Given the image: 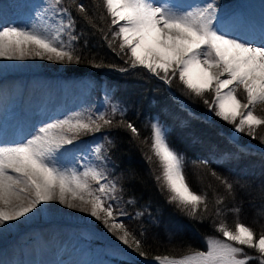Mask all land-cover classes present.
<instances>
[{"label": "snow or ice", "instance_id": "6c2138e0", "mask_svg": "<svg viewBox=\"0 0 264 264\" xmlns=\"http://www.w3.org/2000/svg\"><path fill=\"white\" fill-rule=\"evenodd\" d=\"M103 4L111 24L118 25L113 39H120L121 52L127 49L125 54L129 56L131 68L147 69L166 83H171V77L178 73L180 82L196 96L214 91L215 115L234 124L236 132H245L247 126V134L256 138L255 130L264 125V118L254 114L257 105H264V46H253L220 31L214 24L215 5L211 2L188 9L157 4L155 0H103ZM78 10L85 11L82 5H78ZM73 26L71 19L65 24L61 18L53 26L51 35L46 34L48 29L41 31L36 26L31 30L4 27L0 29V59L38 57L58 63H80L73 55L71 43L65 44L62 39L65 32L71 40L78 39L69 31ZM240 87L246 93L247 103L242 104L235 95ZM224 88L228 91L222 92ZM204 103L209 101L205 99ZM98 119L106 125L112 123L103 115ZM92 124L60 120L40 127L24 142L0 146V226L26 217L42 203L58 200L68 208H75L78 201L81 205H90V215L102 220L110 231L122 229L123 235L118 237L122 243L129 244L128 237L132 235L136 249L141 248V242L122 223L113 220L109 224L116 213L107 200L114 198L111 193L116 186L102 182L107 181L104 172L97 167L78 172L59 166L61 157L73 154L69 146L81 131L99 130V124L95 121ZM127 128L138 134L132 124H127ZM152 149L163 165V180L171 193L169 203H176L195 217L199 206L205 204V197L188 186L182 157L170 147L165 130L158 125H153ZM90 180L98 187L93 188ZM222 182L232 190L231 184ZM261 189L264 190V185ZM217 231L225 241L234 243L209 240L207 253L199 252L181 260L164 257L163 264H193L198 258L203 264H247L243 248L234 245L254 248L264 257V234L257 240L254 230L239 222L234 231L225 224H220ZM140 254L145 255L142 251Z\"/></svg>", "mask_w": 264, "mask_h": 264}, {"label": "trees", "instance_id": "16d2710c", "mask_svg": "<svg viewBox=\"0 0 264 264\" xmlns=\"http://www.w3.org/2000/svg\"><path fill=\"white\" fill-rule=\"evenodd\" d=\"M72 4L71 13L80 33L76 41V55L80 63L71 64L67 73L78 75L112 70L107 74L110 81L113 78L124 80V91L121 93L122 84H119L117 93L128 102V110L110 118L112 123L105 125L114 139L110 165L122 179V194L135 199L141 206L150 205L152 209H157L163 218L159 225L143 219L141 238H136L138 234H134L141 242V248L137 250L134 244V250L138 253L142 251L149 257L167 254L182 258L195 251L207 250L206 239L222 234L217 231L220 224L234 231L237 222L252 228L258 240L264 234V190L261 189L264 185V152L252 147L241 149L230 140L228 132L220 130L217 123L202 122L201 111L214 105L212 91L205 92L204 100L209 103L205 104L203 100L202 104L197 96L193 100L192 94H195L180 82L178 74L171 78L170 89L189 102L194 111L190 114L180 101L173 98L163 81L142 67L130 69V61H126L118 41L113 39L111 18L103 0H74ZM78 5H82L85 11L80 12ZM120 68L125 69V73H120ZM135 74H142V80L133 79ZM125 86L131 89V94L127 93ZM151 115H156L167 126L170 147L186 158L182 170L188 186L194 193L205 197L206 208L205 204H201L195 217L176 203H169L171 193L163 180V165L152 149ZM129 123L137 129V135L127 128ZM202 123L206 130L200 127ZM194 128H197L195 133ZM255 137L242 136L239 139L243 143L241 146L247 142L264 145V130ZM225 152L230 158L221 161L219 157ZM191 158L194 162L189 160ZM238 160L254 166L245 173H238L232 168ZM222 181L231 184L232 190L229 191ZM236 209H239L238 213ZM139 210L143 211L142 208ZM165 220H171L177 227L173 237L167 235ZM243 248L250 256L247 264H264L256 249Z\"/></svg>", "mask_w": 264, "mask_h": 264}, {"label": "rangeland", "instance_id": "374dc122", "mask_svg": "<svg viewBox=\"0 0 264 264\" xmlns=\"http://www.w3.org/2000/svg\"><path fill=\"white\" fill-rule=\"evenodd\" d=\"M239 1L240 0H173L171 3H167L163 0L161 4L167 3L168 5H173L180 9H188L190 7L203 6L211 2L215 5V23L220 18L226 16L227 13L233 12ZM73 2L74 0H59V3H57L56 0H2V7L7 12V16L0 19V29H3L4 27L21 28L18 22L22 21L24 22V26L26 25L30 27V30L33 26H36L41 31L48 29L46 34L51 35L53 26L59 23L61 18H63L65 24L69 19L74 22L73 28L69 31L71 35L79 37L80 33L77 30L75 18L71 13ZM80 3L82 4V1ZM117 29L118 25H112V32H114L113 36ZM62 39L65 44L71 43L72 48L74 49L73 55L74 57H78V55H76L78 52V46H76L77 39L74 41L71 40V36L68 32L63 34ZM115 40L118 41L119 46L121 42L120 39L117 38ZM125 52H127V49H125ZM125 52L122 53L125 58H127L126 61L128 62L129 56L126 55ZM20 62L21 66H18L20 71H18L22 76L19 80H23L21 82H23L22 84H24L25 87L22 89H24V91L27 88H29V90L31 89L29 97L35 96L39 90L43 91L41 94L43 99V105L41 108L43 109L38 112L37 119L32 123V126L36 131H38L40 127L46 126L48 123L60 120H69L73 123L77 120H82L89 124H92V122L95 121L96 124L100 125L99 130L81 131L79 135L75 137L73 145L69 146L73 149V154L71 156L61 157L59 162L60 166L62 165L63 168L69 171L75 169L78 172H83L87 167H97L99 170L103 171L107 177V181L102 182L110 185L115 184V191L111 193V196L114 198L107 200V203L112 204L116 213L114 218L109 220V224L113 223V220L117 223H122L131 234H138L136 238H141L140 229L142 230L141 223L143 219L147 218L150 220L149 222H154L153 224L159 225V223L163 221V218L161 219L160 211L152 209L150 205L141 206L135 199H129L124 193L122 194V179L117 174V170L110 165L111 163L109 161V156L114 144L113 135L105 128L106 124H104L103 120L98 119L99 116L103 115L105 119L109 120L115 115L127 112L128 102L117 93L119 84H122L120 87L121 93L124 91V80L113 78L110 81L107 74L112 70L109 72H107L108 70H97L95 72H87L78 75L67 73V69L71 64H74L75 61L70 64L66 62L58 63L55 60H42L37 57L26 58ZM130 69L133 68L130 67ZM119 70L120 73H125V69L120 68ZM145 70L147 71V69ZM150 74L154 76L152 73ZM161 75L163 74L161 73ZM142 77V74H135L133 79L138 78L139 80H142ZM154 77L163 81L166 88L167 86L170 87V84L166 83L163 79L157 76ZM125 89L128 94H131V89L128 86H125ZM212 92L215 99V93L214 91ZM205 94L206 93H204L203 96H197V98L202 100V104H204L203 100L206 96ZM235 95L241 101L247 102L246 93L242 87L236 90ZM195 97L196 95L194 96L192 94L193 100H195ZM20 98L21 96L18 97V99ZM50 98L53 99L52 105L44 108V104H47L50 101ZM182 98L183 101L190 106L189 102L184 97ZM180 103L182 106L183 102L181 101ZM201 112L203 123H217L223 133H229L228 136L230 140L231 137L234 136L235 140L231 141L235 142V144L241 149L252 147L264 152V145L258 146L259 148H257L252 145H247L253 144L252 142H247L245 146H241L243 143H241L239 139L244 135L246 138L250 136L247 134V126H245V132H236L234 124L226 122L215 115L214 105ZM254 114L260 118H264V105H257L254 109ZM150 119L152 132L153 125H158L161 129L165 130L168 135L167 126L164 125L156 115H151ZM239 119L240 118L238 117L236 121L237 124L239 123ZM203 123L202 125L200 124V127L206 130L207 127ZM92 126L95 128V124H92ZM28 128L30 129L32 127L29 126ZM194 129L193 132L195 133L197 128ZM261 130H264L263 125L255 130V135L261 132ZM14 141L16 143V140ZM15 143L12 141H6L4 145L14 146L17 144ZM180 156L182 157L183 164V161L186 158L183 155ZM228 158H230V155L227 152L219 157L221 161H226ZM189 160L194 162L192 158ZM253 166L254 165L249 162L238 160L233 163L232 168L238 173H245L249 167ZM89 182L92 184L93 188L98 187L94 181L90 180ZM84 206L87 210L80 214H64L55 211L52 208L50 210L52 212L49 215L47 214L45 207L39 206L33 213H31L30 217L26 216L20 220L0 226L2 233L4 232L6 235V231L9 232V236L7 235L4 237L7 247L4 249V252L2 251L3 253L1 252V254L4 255L2 264H4L5 259V264H25L28 257L31 255V248L40 241L38 236L39 232L49 223V227L60 226L61 230H66L68 234L71 235V238L74 239L75 243L79 244V247L84 251L86 250L88 253L92 252L94 257L87 262L91 264H94L95 262L100 264H163L164 257H168L170 260H181L187 256H194L199 252L207 253L208 251V249L205 251H195L182 258H175L167 254L154 255L151 257L141 255L134 250L135 248H133L134 243L132 241V235L128 237L129 244L126 245L122 243V241L118 239L119 236L123 235L122 229L114 228L110 231L102 220H97L90 215V205ZM140 208H142L143 211L139 210ZM101 216L103 218L104 214L101 213ZM134 220L140 222L134 223ZM164 224L167 235L173 237V235L176 234L175 230L177 228H175V223L171 220H165ZM60 229H58V231H60ZM20 231L21 237H19L20 235H16V233ZM209 240H220L222 242L234 243L231 241H225L222 234L208 237L206 239L207 244ZM234 246L243 248V246L240 245ZM243 251L244 254H246L244 248ZM246 257L248 261L250 256L246 254ZM238 258L244 257L238 256ZM260 260L262 263L264 262L263 257H260ZM35 263L38 264L39 259L35 260L32 258V264ZM193 264H203V261L198 258Z\"/></svg>", "mask_w": 264, "mask_h": 264}, {"label": "bare ground", "instance_id": "6f19581e", "mask_svg": "<svg viewBox=\"0 0 264 264\" xmlns=\"http://www.w3.org/2000/svg\"><path fill=\"white\" fill-rule=\"evenodd\" d=\"M162 1L155 0V3L161 4ZM164 1L171 3L173 0ZM6 16L7 12L2 7V0H0V19ZM18 23L21 28H30L29 26H24V22L22 21ZM214 24L220 31L226 33L231 38L242 40L253 46H264V0H240L233 12L227 13L226 16L217 20ZM20 61L0 59V146H3L6 141L15 143L14 140L19 144L35 135L37 131L33 128L32 123L37 119L38 112L43 109L41 108L43 105L41 95L43 91L39 90L35 96L29 97L31 89L27 88L25 91L22 89L25 87L22 84L23 82H21L23 80H19L22 76L19 74L20 70L18 69V66H21ZM221 91L227 92L228 89L224 88ZM20 96L21 98L18 99ZM52 101L53 99L50 98V101L44 104V108L52 105ZM241 103L247 102L241 101ZM29 126L32 128L29 129ZM75 203L78 205L75 208H68L66 205L60 204L58 200L42 203L39 206L45 207L48 215L52 212L50 211L52 208L64 214H80L87 210L78 201ZM81 208L85 210L81 211ZM30 215L31 213L27 216L30 217ZM49 224L45 225L41 229L42 231L39 232L40 241L31 248V255L25 264H32V258L35 260L39 259L38 264H82L85 262V264H91L87 262L94 257L92 252L88 253L79 247V244L75 243L71 235L66 230H61L60 226L49 227ZM20 233L21 231L17 232L16 235H20ZM7 235L9 236V232L6 231L5 235L0 230V264H2L4 258L1 252H4V249L7 247L4 238ZM94 264L100 263L95 262Z\"/></svg>", "mask_w": 264, "mask_h": 264}, {"label": "water", "instance_id": "95a60500", "mask_svg": "<svg viewBox=\"0 0 264 264\" xmlns=\"http://www.w3.org/2000/svg\"><path fill=\"white\" fill-rule=\"evenodd\" d=\"M168 91L172 94L173 98L177 101H182V106L190 111V113H194V111L191 109L190 106L186 104V102L183 101V98L179 95H177L174 91L170 89V87L167 86ZM231 140H235L234 136L231 137ZM255 147L259 148L258 146L254 145Z\"/></svg>", "mask_w": 264, "mask_h": 264}]
</instances>
